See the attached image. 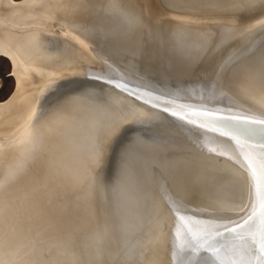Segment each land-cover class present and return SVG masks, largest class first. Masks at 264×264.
Listing matches in <instances>:
<instances>
[{"label": "rangeland", "instance_id": "374dc122", "mask_svg": "<svg viewBox=\"0 0 264 264\" xmlns=\"http://www.w3.org/2000/svg\"><path fill=\"white\" fill-rule=\"evenodd\" d=\"M25 1L8 0L7 2L10 6L15 7L18 3ZM91 1L88 2L87 9L82 10V13L77 18L75 16L77 20H98L90 30L83 32L85 36L88 35L86 38L91 44L93 55L87 54L79 57L80 71L83 68L86 70L90 66L85 67L88 64L92 65L90 69H94L97 63H95L93 58L98 55L106 57L104 52L112 54L115 52V57L131 60V63H134L135 60L140 59L138 54H141L142 57L144 56L143 53L152 55H149V57H155L154 52H156V57H159V53H164L160 57L167 55L168 49L165 48V45L168 42H170L169 48L171 46H177L178 48L174 41L176 37L179 39L178 41L187 40L190 43L191 38H180L187 28L179 25L171 27L170 31H165L160 36L148 33L147 27L144 28L143 26L144 29H138L137 33L133 32L134 28H128L126 24L122 25L124 29L114 26L113 23L106 20H112L113 22L129 20L131 9L120 2V0V3L115 4L108 2V0H97L94 3H91ZM147 2L145 1L149 8H152L153 15L166 14V11L171 10L172 12L170 13L182 18L186 16L185 14L188 11H198L199 9H196V7H191V9L189 5L185 7L180 0H147ZM2 3L3 0H0V6ZM99 3L101 4L99 5ZM194 6H198V4ZM5 7L7 6L1 9ZM232 8V5L223 8L225 17L229 16L226 14L227 12L230 14ZM205 9L207 12L210 7L207 6ZM216 13H218L217 10L207 15L213 16ZM146 14H149V11ZM64 15H54L56 17H52L49 20L58 19L59 21L52 20L46 26L37 23L42 22V20H15L13 25L11 24L12 26L8 25L6 20H2L0 21V27L21 31L27 26L30 28L36 27L37 23L39 27L42 26L41 28L51 29H47L48 32H40L43 47L50 52L60 54L58 58L64 59L66 49L54 29L59 30L60 20H76L74 17L71 19L68 14ZM199 17L194 20H202ZM104 18L107 19L105 20ZM174 18L179 20L176 19L178 17ZM143 20L147 19L143 18ZM157 30L159 31L158 28ZM196 31L197 34L200 33L198 30ZM202 33H206V29ZM212 33H214V30ZM212 39L213 41L216 40L213 37ZM113 42L116 45H113ZM180 45H182V42ZM133 46H137V48L143 46L144 48H141L143 53L139 52L137 54L134 52L132 50ZM207 47L202 39V42L197 43L196 46L189 50L190 52L186 51L188 48L184 49V51H176L177 53L171 60L170 65L172 67H183L186 64L193 63L202 56V53L198 52L206 51L211 46L208 45ZM115 50L119 51V53L123 51V54H119ZM179 55H181V58H176ZM237 57L244 59L245 68L242 67V69L245 71L248 68L245 72L249 74L252 80L254 91L261 92L264 95V65L262 66L264 63V46L260 47V49L257 46L251 53L238 55ZM170 70L172 68L164 66L160 71L168 73ZM109 73L111 74L112 72L102 73L101 76L110 78ZM118 74L124 77L128 75L123 72ZM228 75L230 76V73ZM77 77L79 79L75 82H72L73 80L56 82V80L44 85L36 82L33 110L28 114L27 118H22L24 120L21 121L18 128L19 132L21 128V132L19 135H15V138L13 136L11 141L12 144L13 140L16 143L17 137L22 140L23 136L32 128L34 130L31 131L40 134L43 131L42 127L55 125L62 117L60 123L62 131H60L61 134L58 138L60 141V147H58L60 152H54L55 150L52 149V146H48L46 152L41 153L39 148L27 154V158H22L21 155L18 156L15 153L16 149L12 150L13 154L15 153V162L11 170L12 179L10 181L7 179V177L9 178V174L7 175L9 166L5 163L8 162L10 164L9 156L5 155L7 156L5 161L3 159L0 160L2 162V164L0 162V264H149L146 262L152 257V250H155L154 245L149 246L147 241L150 235L155 238L156 233L153 229H156V225L159 227V222L162 223V212L169 203L162 199L160 192L157 191L161 188L160 186L167 187L166 183H152L154 180H151V175L154 171H157L155 169L157 168L156 165L170 161L169 158L176 153L175 148H170L172 150L166 153L158 150L161 155L157 154V158H154L155 155L150 151L146 152L145 148L142 151L135 148L137 144L133 145L135 140L134 130H126L123 134L124 131L121 132L120 128H117L120 125V120L122 121L123 118L127 117L131 121L133 116H135L129 111V108L133 106L130 98L123 93L117 94L124 96V98L121 96L117 98L118 95L114 94L110 88L87 83L86 77L89 79V77L93 76H87L83 73ZM17 82L11 58L8 54L0 52V104L8 102L15 95L17 89L14 93L13 91L17 87ZM238 83L237 81L236 84L238 85ZM110 93L117 97L114 98V95L109 97L108 94L111 95ZM85 99L88 101L86 102ZM76 100H81L78 101L80 102L78 103L80 104L79 112L73 106ZM89 105H94L95 107L91 106L90 109L88 108L90 107ZM86 110L94 111L96 117L93 118V123L89 122L90 114ZM60 111L62 116H60ZM111 112L114 115V127L105 133V128L108 126L106 124L102 125V121L104 118L109 117ZM142 117L143 120L147 121L149 119L152 121L147 113ZM27 128L29 130L26 132ZM11 130L14 132V129ZM4 134L0 133V141H10L9 139L11 138L8 134L2 137ZM50 134L51 131L49 130L48 136ZM9 135H13V133ZM185 143H187V140L183 141V144ZM176 150L178 149L176 148ZM211 156L216 157L219 155L211 154ZM130 158L134 160V168L130 169L135 173L126 177L128 176L125 174L126 166H130L128 163H132V160L129 161ZM4 168L7 170H4ZM218 168L220 170L222 168L221 171L218 170L220 173L216 171ZM210 169H214V171H210ZM236 170L240 169L229 164L220 165V167H210L207 170L198 172L190 181H186V185H183L185 188L186 186L187 188H192L193 185L191 186V183L201 182L200 186L203 185L202 188L204 185L206 189L210 187L207 192H211L212 185H215L218 180V185L223 184L231 189L227 191L222 188L224 191L221 190V194H217L219 197L215 194L214 197H217L215 199L211 197L204 198V200L196 199L192 206L194 208L209 207L211 202H215L211 206H217L222 204V201L235 203L236 207L240 206L244 200L246 187L243 175L241 173L237 174L238 171ZM217 175L218 178L215 177ZM145 176H150L149 178L146 177L148 179L146 182L148 183L143 179ZM220 176L221 179H226L228 182L226 180L222 181ZM130 177L135 179L134 183L129 181L131 180L129 179ZM204 178L206 179L204 180ZM192 180L193 182H191ZM189 185L190 187H188ZM199 190V193H201L202 189L200 188ZM203 190L206 191L205 189ZM220 195L223 196L221 197ZM225 195L228 196L224 197ZM190 196L189 198H192L193 195ZM117 198L122 199L125 203L117 201ZM159 229L162 230L160 227Z\"/></svg>", "mask_w": 264, "mask_h": 264}, {"label": "bare ground", "instance_id": "6f19581e", "mask_svg": "<svg viewBox=\"0 0 264 264\" xmlns=\"http://www.w3.org/2000/svg\"><path fill=\"white\" fill-rule=\"evenodd\" d=\"M7 1L8 0H3V3L0 6V21L6 20V22L10 26L13 25L15 20H42V22H37V23L40 25L44 24L46 26L49 24V22H51L53 20V19L49 20L50 18H52V17L55 18L56 16H59L60 14L61 15L68 14L71 17V19L73 17L75 18V16L77 18L78 15L82 13L81 12L82 10L84 11L85 9H87V7H88L87 5L89 4L88 2H90V0H26L25 2L18 3V5L14 4L15 7H13V6H10ZM94 1H97V0H92L91 3H94ZM145 1L147 2V0H120V2H122L124 5H126L128 8L131 9V10L128 9V10H130L129 15L131 14L129 16V20H121L120 22H117V21L113 22L112 20H106L107 18L106 19L104 18V19L106 21H110L111 23H113L114 26H118L122 29H124L123 26L126 24V26L128 28H132V29L134 28L133 32H136V33H137L138 29L142 30V29L147 27V32L151 33L155 36L156 35L160 36L163 34V32L168 31V30L170 31L171 27L179 25V26H182L184 28H187L186 31L184 32V34L182 35V37H183L182 39L191 38L190 44L193 46H196L197 43L202 42V39H203L205 42L206 48H208L207 46L208 45L210 46L213 43L212 37L214 39H216L215 41H218L219 40L218 39L219 34H220L219 32L221 30H225L227 26L237 29L238 27L242 26L243 22H245L246 20L252 19L250 17H252L253 15L249 16L250 11H248L249 9H247V6H250V5H255L258 7L264 6V0H180V2L182 4H184L185 7L189 5L190 8L196 7V9H198V8L200 9V10L198 9V11H193V10L188 11L187 14H185L186 16H183L181 18L179 16H175L174 13H170V12H172L171 10L166 11L165 12L166 14L159 13L158 15H153L152 8L151 7L149 8V6L147 5L148 2L146 4ZM108 2L115 4V3H118L119 0H108ZM97 4H98V2H97ZM100 4L101 3H99V5ZM196 4H198V6H194ZM227 4L232 5L233 8H232L230 14H228L229 12H227L226 15H229V16L225 17L224 13H223V10H224L223 8L229 6ZM4 6H7V7H5L4 9H1ZM103 6H105V5H103ZM207 6H209L210 9H208L206 12L205 8ZM244 6H245V8H243ZM142 7H143V9H145L144 10L145 12L143 11ZM215 10H217V12H218V13H216V15H213V16L207 15L208 13H212ZM148 11H149V14H146V13H148ZM225 11H226V9H225ZM204 14H205V16H204ZM54 15H56V16H54ZM255 15L253 16V18L255 17ZM203 16H204V19H203ZM174 17H178L176 19H179V20H175ZM198 17H199V19L202 18V20H194V19H197ZM143 18H146L147 20H143ZM67 19H68V17H67ZM184 19H187V20H184ZM54 20H56V19H54ZM97 21L98 20H83V19L82 20H77V19L76 20H60L61 23L58 26L59 30L54 29V32L57 31L56 35H58V37L62 40V44H63L64 48L66 49L65 53H64V55L66 54L65 56L61 53V55L65 57L64 59L58 58L60 56V54H57V53L55 54L53 52H50L48 49H45L43 47V42L41 40L40 32L41 31L46 32L48 28H45V29L41 28L42 26L39 27V25L37 23H36V27L34 26L33 28H30L27 26L25 29H23L21 31L11 30L8 27L7 28L0 27V52H2V53L4 52V53L8 54L9 57L11 58V61L13 64V71H14V74H16V78L18 81L17 87L13 91V93H14L17 89V92H15V95L13 97H11L10 100H8V102L0 104V133L4 134L6 132L2 137H4L5 135L8 134V136L11 138V139H9L10 141H8V140L7 141H0V160L3 159V161H5V159H7V156H5V155L9 156L8 160L10 161V164H8V162H5L9 166L7 168L8 169L7 175L9 174V178L6 176L8 181H10L12 179L11 170L13 169V165L15 162V159H14L15 153L18 154V156L21 155L22 158L23 157L27 158V154L32 152V150H35V149L38 150L40 148L41 153H43V152L47 151L48 146H52V149L55 150L54 152H60V150L58 149V147H60V145H59L60 141L58 138L60 137L59 135L61 134L60 131H62V125L60 124L62 121L61 120L62 117H60L59 122L56 123L55 125H52L50 127L49 126L42 127L43 131L40 132V134H36V133H34V131H31V130H34V128H32L30 130L27 128V130H25V131L27 132L29 130V132L23 136L22 140L20 137H17L15 140V141H17L16 143H14V140H13L14 145L11 142L13 139V136L15 138V135H19V133L21 132V128H20V132H19L18 128H19V125L21 124V121L24 120L22 118H24V117L27 118L28 114L30 112H32V110H33L32 108L34 106V98H35L34 92H35V83L36 82H40V84H43V85L48 83V82L50 83V81H56V80H57L56 82H62V81L68 82V81L76 79L78 75L83 74V73L87 76L90 75L93 77H97L99 75H102V73H106V72L110 71L112 73L113 72L114 73H116V72L126 73V74H128L127 77H129L130 79L132 78V79L138 81L140 84H143L142 82H144L142 76H144V77L146 76V79H149V80L153 77L158 78L160 80H164V79L167 80L170 78L172 80L179 81L182 84L181 87L184 88V86H185V88H186L187 87L186 85H188L189 81H192V79L193 80L198 79L200 77V76H198L197 78H195L194 74L198 75L199 72L201 71L198 69L199 68L198 66H200V65L202 66L201 61H200L201 59L197 58L193 63L186 64L183 67H175V66L172 67V65H170L171 60L173 59V57L177 53L176 51H180V50L184 51V49H186V48H183L184 45L180 46V43L183 41L180 40L181 42H179L178 41L179 39L177 37L175 39V41H176L175 44L178 45V48H177V46H175V47L171 46L169 48L170 42H168L165 45V48L168 49L167 55H165V56L160 57L161 55H164V53H159V57H156V52H154L155 57H149L150 54L147 55V54L143 53V51H142V49L144 48L143 46L140 48H137V46H133L132 50L134 52H136L137 54L139 52H142L144 54V56L142 57L141 54H138V55H140L139 56L140 59H138V57H137L138 60L134 59L135 62L131 63V60L128 61V60H123V59L115 57L114 51H113L114 54H112L110 52H104L103 51L104 55H106V57H104L103 55H100V56L98 55L95 58H93L95 60V63H97L96 65L97 66L99 65L98 67L96 66L94 69H92V68L90 69V66H92V65L88 64V62H87L88 65H86L85 67H88L89 65L90 66L86 70H84L85 68H83V70L80 71L79 67L81 66V64L79 61V57L81 55L86 56L87 54H92L91 44L88 42V40L86 38V37H88V35L85 36V34L83 32L85 30H88V29L90 30L91 27L93 26V24L96 23ZM142 22H143V24L141 25ZM157 28L159 29V31H162V32H159L158 30L156 31ZM203 28L206 29V33H204V34L202 33L205 30V29L203 30ZM42 29H44V30H42ZM48 30H51V29H48ZM196 30H198L200 33L197 34ZM213 30H214V33H212ZM241 30H242V32L248 31L246 25H243ZM263 40L264 39L262 38V41ZM177 42H179V43H177ZM184 42L187 44L189 43V41H187V40H184ZM112 44L116 45L115 42H113ZM263 46L264 45L259 46V49H260V47L262 48ZM181 48H183V49H181ZM191 49H192V47H189L188 50H186V51H189ZM121 50H123V49H121ZM204 50H205V47H204ZM115 51L117 53H119V51H117V50H115ZM123 51L120 52L119 54H123ZM210 51H211V47L208 50H206V52L208 53L207 57L212 55V53H209ZM103 52H101V53L103 54ZM251 52H248V53H251ZM135 54H134V56H136ZM241 55H245V53H241ZM150 56H152V55H150ZM144 57H145V59H144ZM176 58H178V59L181 58V55L176 56ZM243 61H244V59H240V57H237L235 62H234V69H232L233 71H231V72L228 71L230 73V75L231 74L233 75V79L231 80V84L234 85V90L239 91L241 94L243 93L242 95H247L246 98H248V101L252 100L253 101L252 103L256 102L260 106H264V101H263L264 95L261 92H255L254 91L255 88L254 89L252 88L254 85H253V83H251V79H250L249 74L247 72H245L248 68L245 71H244V69H242V67H244V65H245L243 63ZM133 65L134 66L139 65V67H142V68H148L149 67L148 69L151 68L153 70V72H158V74L155 73L154 75L153 74L150 75L151 72L148 71L145 75V74L140 72V76H141L140 77L139 75H135L136 73H138V71H135L134 69H129ZM263 65H264V63L262 64V66ZM164 66L168 67V68H172V70H170V72H168V73H163L160 70ZM258 66H260V65H258ZM260 67H258V68L262 69ZM259 69H257V70H259ZM89 71H91V72H89ZM65 75H67V76H65ZM202 75H207V74L204 73ZM138 77H140L141 79H139ZM234 79H235V81H234ZM237 81L239 82L238 85L236 84ZM261 82H263V81H261ZM170 84H172V83H170ZM170 84L167 85V88H172L170 90L168 89L169 92H171L172 90L175 93L180 92L179 90L177 91V89L180 85L179 83H177L175 85L174 84L170 85ZM261 85H263V84H261ZM48 86H50V85H48ZM175 87H177V88L175 89ZM192 91H194V89H192ZM220 92H218V95H217L218 98H220L221 96L223 97V98L221 97L222 99L219 100L220 103H222L221 100H223V103H225L227 101L229 102L230 99L233 98V97L229 98L230 96H226L225 94L221 95ZM113 93L118 95L114 91H113ZM114 94H111V95L108 94V96L112 97ZM116 95H114V98L117 97ZM183 95H186V96H184L183 99H189L190 98L191 101L194 100L193 99L194 97L196 98V96H194V97L187 96L190 94L186 91L184 92ZM196 95L199 96L198 94H196ZM119 96L124 98V96H122V95H118L117 98H120ZM202 96H205V95H200V97H202ZM205 98H206V96H205ZM109 99H111V98H109ZM78 101H81V100H76L73 106H75L77 111L79 112L78 109L80 108V104H78V103H80V102H78ZM87 101L88 100H86V102ZM116 101H118V100H116ZM259 102H261V103H259ZM201 103H203V102H201ZM89 106L90 107H88V108L91 109V106H94V105H89ZM233 106H234V104H233ZM132 108H131L132 109L131 113H133L135 115V116H133V118L134 117L136 118L133 120L140 121L141 118H143L142 116H144V114L147 113L148 117H150L152 120H153V118L157 119L158 123H162V124H160L162 126L167 125L166 123H168L169 125H167L165 127L170 126V128H167V129L168 130L174 129V131H175L173 133H171V131H170V133H168L169 131L166 132L163 129L156 127V129H158V132L160 133V135H163V136L164 135H175L174 133H176L178 131V130H176V127H177L175 125L176 122L173 119H171V121H169V120L166 121V120H163V119L157 117L158 115L161 114L160 112H158V109L157 110L155 109L154 111H152V110H149L148 108L144 107V105L140 106V105H136V103H135V105H133ZM97 109L99 110V108H97ZM86 111H88L87 113L90 114L89 122L93 123L94 122L93 118L96 117L94 114L95 110L93 112L91 110H86ZM142 112H144V114H142ZM60 114H61L60 116H62L61 111H60ZM98 115H102V114H98ZM109 115H110L109 117L104 118V120L102 121V125L106 124V126H108L107 128H105L106 131L104 130L105 133L108 132L112 127H114V118H113L114 115L112 114V112ZM120 122H121V120H120ZM102 125H100V126H102ZM115 125L117 126V124H115ZM154 126H156V125H154ZM11 129H14V132H12ZM98 129H100V128H98ZM101 129H103V128H101ZM49 130L51 131V134L48 136ZM97 131L100 132L101 130H97ZM11 133H13V135H9ZM180 135H182L181 136L182 138L180 136H178V140H181V143L183 141L187 140V143H185V144H188L190 146V148H192V144H194L196 142V144H195L196 146L201 145V147L203 149L209 148L211 150H216L217 154L221 157L209 156L210 158L208 160L207 158L203 157L204 154H200V155L194 154L193 151H188L187 152L188 154H187V153H185L186 151L184 149L180 148L178 150L175 149L176 153L173 152L175 156L179 155L180 156L179 158L174 160V158L171 157L172 160L168 161V163H166L167 161L164 162V160L162 159L164 163L161 165L159 164L158 166L156 165L157 168H155V169H157V171H154L152 173V175H151L152 179L151 180H154V182H152L154 184L156 182L157 183L160 182V184H161V182L166 183L167 187L160 186L161 188H159L157 191L160 192V197L162 199L166 200L169 203V205L164 209V211L162 210L163 211L162 212L163 214L161 215V218H162L161 222L162 223L159 222V227L162 228V230H160L157 225H156V229H153V230H155V233H156V236H155L156 240H155V238H152V237H154L153 235H150V238L147 241V242H149V246L154 245V248H155V250H152L153 251L151 253L152 257L149 259L148 262H146L149 264H173V263H171L170 259L175 258L176 255H175V257L173 256V257L169 258V256H168V252L170 250L169 249V243L171 244L172 240L170 239V241H169V240H167V238H169L168 236H170L172 234V232L174 231V227L176 226V228H175V230H176L179 226V225H174V223H172L174 221H175V224L178 223L177 222L178 221V219H177L178 211L185 210V209L189 210V212H191L192 215H190V218H188L189 221L187 224H190L191 229L193 227L199 228L201 226L199 229V232L202 231V226H207L209 224L214 226L215 224L218 225L220 223L218 216H216L214 214L215 212L218 213L219 211H217V210L214 211L213 209H215V208L211 209V207H218V206H211L215 202H213V203L211 202L209 204V207H203V208L202 207L201 208H194L192 205L196 199H203L204 200V198L207 199L210 197L212 199H215V197H216V196L214 197L215 194L216 195L219 194L221 190L224 191L222 188H225V190H227V191L230 188H228L227 186H224L223 184L218 185L217 184V182L219 181L218 179H217L218 181L215 183V185H212L213 188L211 189V192L208 191L209 193L207 192V189H209L210 187L206 189L205 185H204V187L202 188L203 185L200 186L201 182H197L196 184L191 183V186L193 185L192 188L190 187V185L188 186L190 188H187V186L185 188L183 185L185 183H187L186 181H190V179L193 176H195L198 172L203 171V170H207L210 167H215V166L220 167V165H224V164L225 165L229 164L232 166L234 165V166L238 167L241 170V174L243 175V180L245 181L244 183H245V187H246L245 188L246 192L244 195L243 203H241L240 206L236 207V205L233 204V205H235L234 208H236V209L242 207L245 202L247 203V201H249L251 199V197H252L251 196V190H252L253 178H255V180L257 178L261 182L264 181V177H262V173H261L262 167L264 165V159L261 158L259 155H256L253 153L251 156L252 160L251 159L249 160V158H248V162H249V164H248L245 159H242L241 156H239V154H236L237 152H235V147H233L232 144L226 142L225 140H220V141L212 140L211 141V140H209V138L206 139V137H204V138L197 137L195 139H192L193 138L192 137L190 140V138L186 137V135H184V134H180ZM49 140L52 141V144H51V141H49ZM215 141L217 143H215ZM14 149H16V150H15V153L13 154L12 150H14ZM161 152L156 151V153L158 155H161ZM227 152L232 154L231 157L233 160H235L236 162L240 161L241 163H243L242 165H244L245 168H248L250 170L251 174H249L248 171H244L243 168H240L235 162L232 161V163H230V161L225 160L226 157L223 154L224 153L227 154ZM246 152L250 153V151H246ZM184 153L186 154L185 157H183ZM212 154L217 155L216 153H212ZM108 155H109V152H108ZM4 156H5V158H3ZM151 156H153V155H151ZM222 157L225 159H223ZM164 159H165V157H164ZM194 162H195V164H194ZM197 163H199L200 165H197L195 167V165ZM241 163H238V164H241ZM1 164H2V162H1ZM190 165H191V167H190ZM193 165L195 168L193 167ZM5 169L6 168H4V170ZM20 169H22V168H20ZM157 172H158V174H157ZM133 173H134L133 171H131L129 173V175L126 173V175H128L126 177H129ZM138 173H139V171H138ZM134 175H136V174H134ZM214 175H216V174H214ZM235 175H237V174H235ZM146 177L149 178L150 176H145L143 178L145 182L148 180V179H146ZM215 177L218 178V175ZM223 178H225V176H223ZM226 178H227V176H226ZM129 179H131L129 181H132L134 183L135 179L133 177H130ZM205 179L206 178H204V180ZM220 179H221V176H220ZM193 180H195V179H193ZM193 180L191 182H193ZM204 180H202V181H204ZM221 180L225 181L226 179L225 180L221 179ZM206 181H208V180H206ZM145 182H143V183H145ZM194 182H196V180ZM213 182H211V183L214 184ZM226 182H228V181L226 180ZM146 183H148V182H146ZM204 183H205V181H204ZM219 183H221V182H219ZM263 184L264 183L262 182V184L260 186L261 191L263 188ZM156 186H159V185H156ZM196 186H198L202 189L201 193H199L200 188H198ZM109 189H111V188H109ZM197 189H198V191H197ZM203 189H205L206 191H204ZM97 193H100V192H97ZM190 195H193L192 198H189V197H191ZM228 195H225L224 197H227ZM220 196L222 197L223 195H220ZM234 200H233V202H235ZM117 201L125 203L120 198H117ZM228 203H232V202H228ZM214 205H217V204H214ZM159 212H161V211H159ZM170 223H171V225H170ZM191 223H193V224H191ZM162 225H163V227H162ZM249 234L250 233L248 232V235ZM199 236H200V239H202V235L200 234ZM199 236L197 235L196 237L193 236L190 238L189 234H188L186 241L188 240L187 242H189V240H190V242H193L195 240V241H197V245L199 246V244L202 242L199 239ZM247 240H249V238H247ZM182 244H183V242H182ZM198 246H197V248H198ZM202 246H203V244H201L200 247L198 248L199 251L201 250ZM183 248H185L186 250H184ZM190 248H192V250ZM193 248L194 247L190 246L188 243H185L184 246L181 245L180 254L182 253V256L183 257L185 256V258L187 259V262L185 264H191L190 261L192 262V264H200V262H198V259L195 260V257L198 258L200 254H198V256H196L197 255V252H196L197 249H196V247L194 249ZM204 255H206V253H204ZM204 255L202 257H204ZM234 257L236 258L235 261L237 263H239V261H237L238 260L237 258H241V257L239 255H236ZM235 258H233V259H235ZM220 264H229V263L221 261Z\"/></svg>", "mask_w": 264, "mask_h": 264}, {"label": "water", "instance_id": "95a60500", "mask_svg": "<svg viewBox=\"0 0 264 264\" xmlns=\"http://www.w3.org/2000/svg\"><path fill=\"white\" fill-rule=\"evenodd\" d=\"M254 6L255 5L247 6V9H249L248 11H250L249 16H254L256 14L254 18L253 16L250 17L252 19L246 20L243 22L242 26L237 29L227 26L225 30L219 32V40H214L210 45L211 51L209 53H212V55L207 57L208 53L206 51L198 52L200 54L202 53L201 58H198L201 59L202 66L200 65L198 66L199 68L197 67L201 71L198 75L194 74V77H200L198 79H192V81L188 82V85L185 84L187 86L186 88L185 86L184 88L181 87L182 84L179 81L170 78L167 80H160L153 77L149 80L146 79V76H142L144 82L140 84L138 81L132 78L130 79L127 76L124 77L118 73H109L108 75L110 78L106 76L102 77L101 75L98 76L99 78L89 77L88 79V77H86L87 83L108 87L119 94L123 93L126 97L128 96L130 98L132 105H135V103L140 106L144 105V107L152 111L158 109V112L161 114L157 117L166 121H171V119H173L176 122V130L178 131L174 133L175 135L163 136L160 135L156 127L166 132L169 131L168 133H170V131L171 133L175 132L174 129H167L170 128V126L165 127L169 125L168 123H166L167 125L161 126L160 124L162 123H158L157 119L154 118L152 121L149 119L145 121L143 118H141L140 121L133 120L136 118L129 121L127 117L123 118L118 127L121 129V132L124 131L123 134L126 130H134L135 140L133 141V145L137 144L135 148L140 151L145 148L144 150H146V152L150 151L155 155L154 158H157L156 151L160 150L166 153L174 148H182L186 151L185 153L193 151L194 154H204L203 157L208 160L212 153L217 154L216 150H211L209 148L203 149L201 145L196 146V142L192 144V148H190L188 144L181 143V140H178V136L181 137L182 135L180 134H184L186 137L190 138V140L192 137V139L206 137V139L209 138L211 141L225 140L235 147L236 154H239L248 164V158L252 160L251 156L253 153L264 159V123H261V121H264V106H260L256 102L252 103V100L248 101V98H246L247 95H242L243 93L241 94L239 91L234 90V85L231 84L233 75H228L229 72L233 71L234 62L239 54H247L253 51L255 47L264 45V41H262V38L264 39V6ZM243 8H245V6ZM243 25H246L248 29L247 32H242L241 28ZM180 37L181 39L183 38L182 36ZM182 45H184L183 48L193 47V45L190 43L187 44L184 41ZM195 52H197V50H195ZM129 69L138 71V73L134 74L139 76L140 72L146 75L148 71L151 72L150 75H154L155 73L158 74V72H153L151 68H142L139 67V65H133ZM204 73L207 75H202ZM140 77L138 78L141 79ZM78 79L79 77L72 82L78 81ZM177 83L180 84L177 89V91L179 90L180 92L175 93L173 90L169 92L168 89L170 90L172 88H167V85H175ZM176 88L177 87H175V89ZM192 89H194V91H192ZM185 91L190 94L187 96H196V98L194 97L193 101H191L190 98L183 99L184 96H186L183 95ZM218 92H220L221 95L225 94L226 96H230L229 98H233L225 103L221 100L222 103H220L219 100L223 97L221 96L222 98H218ZM200 95H205L206 98L205 96L200 97ZM129 111L131 113L132 109L129 108ZM215 143L217 142L215 141ZM246 151H250L251 154ZM185 153L183 154L184 156L182 155L183 157L186 156ZM223 155L226 157V160L232 163V154L227 152V154L224 153ZM179 157V155L175 156L174 154L172 156L174 160ZM131 160L132 163H128L130 166L126 167L125 174L127 173L128 175L132 171L130 168H134L133 158L129 159V161ZM170 160L172 159L170 158ZM233 162L240 168H243L244 171H248V173L251 174L250 170L242 165L243 163L240 161L236 162L235 160H233ZM197 165L200 164L197 163L195 167ZM218 170H220L219 168L216 171L220 173L222 168L220 171ZM210 171H214V169H210ZM237 171V174L241 173L240 170ZM261 173L262 177H264V165ZM252 182V197L247 203L245 202L242 207L237 209L233 207L235 203H225L224 201V204H219L217 205L218 207H211V209L215 208L213 209L214 211H219L218 213L212 212L218 216L220 223L214 226L210 224L202 226L201 232H199L201 226L191 229L190 224H187L189 221L188 218L192 215L189 210L185 209L178 211V223L175 224V221L172 223L179 226L176 230L175 226L174 231L168 236L169 238H167L169 241L170 239L172 240V243H169V249L172 251L169 250L168 252L169 258L175 257L176 255L175 258L170 259L171 263L185 264L187 262V259L185 256H182V253L180 254V251L181 245L184 246L185 243H188L190 246L196 247V256H198V254L200 255L198 258L195 257V260L198 259L200 264H220L221 261L228 262L229 264H264V184L262 191L260 189L264 181L261 182L257 178L256 180L253 178ZM248 232L250 233L249 235ZM187 233L190 238L193 236L196 237L197 235L199 236L200 234L202 235V239H200L199 236V239L202 241L199 246L195 240L193 242H190V240L189 242H187L188 240L186 241L188 237ZM247 238H249V240H247ZM201 244H203V246L199 251L198 248ZM185 248L183 249L186 250ZM190 249L192 250V248ZM204 253H206V255H204ZM203 255L204 257H202ZM236 255L241 257L237 258L239 263L235 261L236 258L234 256ZM190 263L192 264L191 261Z\"/></svg>", "mask_w": 264, "mask_h": 264}, {"label": "snow or ice", "instance_id": "6c2138e0", "mask_svg": "<svg viewBox=\"0 0 264 264\" xmlns=\"http://www.w3.org/2000/svg\"><path fill=\"white\" fill-rule=\"evenodd\" d=\"M261 123H264V121H261Z\"/></svg>", "mask_w": 264, "mask_h": 264}]
</instances>
